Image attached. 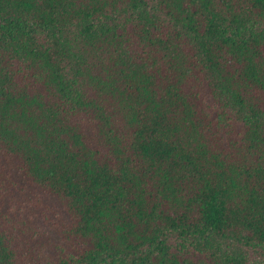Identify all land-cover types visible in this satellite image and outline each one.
<instances>
[{
    "label": "trees",
    "instance_id": "trees-1",
    "mask_svg": "<svg viewBox=\"0 0 264 264\" xmlns=\"http://www.w3.org/2000/svg\"><path fill=\"white\" fill-rule=\"evenodd\" d=\"M0 264H264V0H0Z\"/></svg>",
    "mask_w": 264,
    "mask_h": 264
}]
</instances>
